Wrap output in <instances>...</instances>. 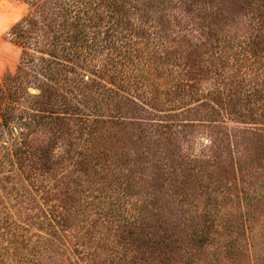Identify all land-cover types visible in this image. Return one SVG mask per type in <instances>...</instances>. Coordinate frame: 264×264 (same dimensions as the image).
Listing matches in <instances>:
<instances>
[{
    "label": "trees",
    "instance_id": "obj_1",
    "mask_svg": "<svg viewBox=\"0 0 264 264\" xmlns=\"http://www.w3.org/2000/svg\"><path fill=\"white\" fill-rule=\"evenodd\" d=\"M25 1L30 6V16L55 11L56 18L51 23L44 20L48 24L41 29L43 39L36 41L37 45L46 41L49 47L46 52L40 51L50 57H42L46 79H55L57 85L60 81L69 83L72 96L62 93L64 89L60 86L45 81L41 82L39 95H29L24 81L29 73L23 65L0 85V127L10 138L12 125L17 124L21 129L10 146L0 145V264H44L43 254L60 246L64 248L61 254H66L68 247L55 241L59 236L56 230L58 227L62 231L72 230L75 213L81 214L86 224L72 233L70 245L76 252L84 253L81 258L84 264H213L212 248L216 246L214 255L225 249L227 257L236 258L241 253L239 242L247 241L248 231H254L251 203L248 201L245 212L225 210L226 214L220 215L223 208L219 196L226 199L225 204L229 203L226 195L232 189L238 190L236 177H231L233 181L230 178L223 181L220 177L211 180L212 177L206 176L210 171L220 174V168L227 171L228 166H233L234 172L235 165L239 177H250L244 161L240 166L229 162L226 153L230 147L221 145H214L212 157L207 160L185 155L171 157L163 140L174 134V125L158 122L164 119L152 111L160 108L151 104V96L144 100L143 111L158 120L144 124L131 122L138 126V143H134L138 152L126 155L118 145L125 126L120 116L122 108L120 101L114 100L123 96L116 88L123 90L129 83L124 72L137 68L139 62H145L147 67L132 79L141 82L137 85L144 88L143 93L153 88L160 90L159 86L165 85L167 89L162 93L182 97L190 86L188 79L194 76L188 67L192 57L197 56L203 67L206 64L224 84L212 98V101L221 100L218 104L221 110L207 103L209 117L227 115L241 121L251 119L257 112L248 104L261 98L260 115H263L264 0H220L214 8L216 12L222 7L218 20L206 27H192L189 32L193 38L181 44L177 41L178 46H169L158 22V26H151L156 30L154 34L147 30L151 43L145 42L144 47L139 46L133 32L122 31L123 21L131 17L122 12L128 0H71V4L61 0ZM226 3L230 5L223 8ZM118 8L126 18L119 17ZM138 19L140 26L134 32L137 35L145 27L143 18ZM56 21L61 22L58 28L52 26ZM24 23L25 18L13 29L19 31ZM104 53L105 58L94 74L107 78L113 88L94 78L85 79L84 71L93 65L96 67L98 57ZM165 61L181 71L176 78L171 73L167 80L159 81L160 76L152 74L149 67L159 74L158 62ZM234 66H244L247 70L237 73L231 69ZM246 74L257 78L258 89L243 95L244 86L250 84ZM237 83L239 90L234 88ZM91 89L104 91L99 104L91 102ZM129 101L139 106L137 100ZM105 107L110 113L104 112ZM86 109H96L97 116L109 115L107 119L95 118ZM239 134L237 147L242 148L248 146L251 138L260 136L255 130H239ZM111 136L116 141L109 140ZM60 140L61 152L56 153ZM161 146L162 150L158 151ZM250 156L253 158V154ZM68 161L79 166L78 171L82 172L85 182L79 191L82 196H75L76 199L68 196L64 206L49 204L60 195L52 192L46 181H54V188L65 196L61 183L74 178L75 172L66 168ZM262 165L264 162L254 170L261 169ZM5 171L13 175L1 176ZM158 181L172 191L171 195L185 210L183 223L164 218L160 200L148 192L150 185L145 182ZM240 190L247 193V187ZM33 193L41 194L37 198ZM4 197L15 201L11 207L16 209L17 219L8 212ZM24 198L28 199L27 204H36L39 212L25 214L28 207L23 204ZM40 200L43 202L39 203ZM87 209L95 214L94 218H90ZM28 226H38L45 235L38 233L29 237ZM83 246H90V250L80 249ZM97 257L103 259L96 261Z\"/></svg>",
    "mask_w": 264,
    "mask_h": 264
},
{
    "label": "rangeland",
    "instance_id": "obj_2",
    "mask_svg": "<svg viewBox=\"0 0 264 264\" xmlns=\"http://www.w3.org/2000/svg\"><path fill=\"white\" fill-rule=\"evenodd\" d=\"M61 1L69 4L72 2L71 0ZM217 4H220V0H128L126 8L122 9V12L131 17L123 21L122 31L126 34H131L133 32L136 40L140 43L139 46L144 47L145 42L151 43L149 36H147V30L152 32L154 28L151 26L153 24L157 25L158 22H161L162 31L160 32L162 33L164 39H167L169 46H178L176 43L177 41L178 44H181L185 40L193 38L192 33L189 32L192 27H206L214 23L213 21L216 22L218 20V11H221L222 7H220L218 11L214 12V8H216ZM50 5L53 6V3H50ZM229 5L230 3H226L223 8ZM29 11L30 6L25 0H0V85L8 76L15 75L19 66L23 65L29 73L27 78L24 77L26 91L29 95L34 96L40 94V86L43 85V83H41L43 81L49 84L57 85L55 79H51V81L46 79L45 73L47 71L44 70V64L42 63V57L49 59L50 57L42 54L40 51L46 52L49 47L46 45V41H42L41 45H37L36 41L37 38L43 39L41 29L46 28V25L48 24L44 20L47 19L48 22L51 23V20L55 19L56 16L55 11L52 13L49 11V13L45 15L36 13L30 16ZM137 11L139 14H137ZM118 12L120 18H126L124 13H122L119 8ZM233 13L238 15V12L235 10H233ZM24 18L26 19V23L22 24V28L19 31L14 30L13 28ZM138 18H143L142 20L145 26H142L143 30L139 33V35L134 34L137 26H140ZM242 18L244 17L242 16ZM60 23V21L53 22L52 26L58 28ZM236 24L239 26V22ZM104 29L105 27L102 25L101 30ZM155 31H153L152 34H154ZM152 42L155 44L154 35L152 37ZM105 55L106 53L98 57V60L95 63L96 67L93 65L91 69L84 71L86 77L85 79L89 80L88 78H94L107 85V87L113 88L114 86L108 82L107 78L101 79L94 74L96 69L101 66ZM139 64L140 65L137 68L124 72L127 74L130 84L128 83L123 90L116 88L123 96L121 98L116 97L114 101H120L119 107L122 108V115L120 116L125 123L124 128H122L123 131L121 132V141L118 142L120 149L123 150L126 155L138 152V149L134 148V143H138V131H136L138 126L137 124L131 122L144 124L147 122L153 123L158 120V118L147 115L143 111L144 106L142 104L148 96H151L152 98L151 104H153V106L156 104L157 108H160V111H156L152 110L150 106H146L148 109L155 111V113H158V115L163 117L161 119L164 120L158 122L170 123L174 125L172 129L174 134L167 140H163L166 146L165 150H167L171 157L176 158L178 155H185L191 158L207 160L212 157L216 147L214 145L230 147V152L226 153L228 161H234V163L239 164V166L241 165V162L244 161V165L248 168L250 177H239L234 165V172L233 166H228L226 168L228 172L220 168V174L210 171L207 173L206 178L209 176L212 177L210 178L211 180H215L217 177H220L224 181L226 180L225 178H230V180H232V176L236 177L235 183L238 190L236 191L232 189L229 194L226 195L229 203L225 204L226 199L219 196V204L220 206L222 205L221 208H223V212H221L220 215L226 214V212H224L225 210L237 211L240 209L241 212H245L248 210L247 207L249 201V203H251V212L255 216V219L251 222L254 227V231L252 233L248 231L247 235L249 239L247 241L242 239L239 242V245L241 246V253L236 256V258L227 257L225 249H222V251L217 253V255H214L218 248L217 246L212 248L213 258L215 259L213 264H264V166L262 165L261 169L254 170L255 167L260 166V162H264V112L263 115H260L262 112V108H260V106L262 107L263 104L262 98L254 103L248 104L249 106L254 107L255 112H257L251 119L241 121L240 119L229 117L227 115H224L223 117L211 118L207 115L206 109H209V107H207V103L214 106L218 110H221L218 105L221 100L215 99V101H212V98L216 96L214 93H216L217 90L223 89L224 84L222 83V78L214 76V74H212V69H208L206 64L205 67H203L202 60H199L197 56L192 57L190 63L191 66L188 67L190 71L194 72L192 73L194 76L188 79L190 86L186 88L187 91L182 97H172L173 94L168 96L162 93L167 89L165 85H160V90L153 88L152 90L148 89L146 94L143 93L144 88L137 85L138 81L132 79V77L138 73L144 72L142 70L147 67L145 62H139ZM68 66L71 67V65ZM158 66L160 67L159 74L155 73L153 67H149V71L154 75L160 76L161 79H159V81L167 80L169 74L171 73H173L176 78L178 76V72L181 71L178 67L174 66L173 63L169 65L168 61H165L164 63L158 62ZM52 67L54 66L52 65ZM231 69L237 73H242L247 70L244 66H234L231 67ZM246 75L250 84H246L244 86V88H246L243 91V95L245 93H255L258 89V86H255V84H257V78L251 74ZM140 83L141 82H138V84ZM131 84L134 86H131ZM57 86L64 89L62 93L67 94L69 97L72 96L70 93L71 86L69 83L64 84L63 81H60ZM234 88H237V90L240 89L238 83L234 85ZM103 93L104 91H102V89H91L89 91L91 102L99 104L101 96L104 95ZM140 95L141 97L139 99L138 96ZM129 100H137L139 102V106L133 105ZM102 106H105V104H102ZM106 107L104 108V112L110 113L106 110ZM86 112L91 115L95 114V118L101 119H107L109 115L106 114L107 116L104 117L97 116L96 109H86ZM168 116H171V118ZM129 124H134V126ZM128 126L130 127L127 128ZM12 127L13 130L11 135L13 137L11 138L9 133L0 127V145L3 144L4 146H10L13 143V138L17 137L21 132L20 126L17 124L12 125ZM113 130L114 129L110 131ZM239 130H255L260 134V136L251 138L252 140L250 142L254 143L250 144V142H248L246 144L248 146L245 148L237 147V142L241 139ZM108 139L116 141L113 136ZM256 140H258V143ZM62 143V140H60L58 147L55 150L56 153L61 152L60 146H62ZM166 143L168 144V149ZM162 148L163 146L157 150L161 151ZM251 154H253V158L250 156ZM66 157H68V155ZM66 168L73 170L75 174L73 175L74 178L72 180L70 179L61 183L65 187V196L64 194H60V189L54 188V181H46V184L49 183L48 186L52 189V192L60 195L59 199L54 198V200L49 204L57 203L59 206H64L66 204L65 199L68 196H71L74 199L82 196L79 191L83 189L85 182L84 178L81 177L82 172L80 173L78 171L79 166H73L72 161H68L66 163ZM55 173H57V171ZM2 175L7 176L13 174L12 172L10 173L9 171H5V173H2L1 176ZM57 176L59 178L62 177L60 174ZM148 176L149 174L143 176V178ZM66 183H68L70 188L67 187ZM145 183L150 185L148 192H153L160 200V204L164 208L163 217L171 219L176 223H183L185 221L184 217L186 212L183 208H181V206H179L177 199L171 195L172 191H170L168 187L163 185L160 181L152 182L151 184H148V182ZM229 184L232 183L229 182ZM246 187L247 193L240 190L241 188ZM38 194L41 193H33L34 196L39 198L40 196ZM197 198L198 200L203 199V197ZM4 199L8 206V212L11 215L13 214L14 218H16L14 214L16 209L11 207L15 201L12 198L7 199L4 197ZM24 199L25 203L23 204L28 207L25 214L34 215L39 212L36 204H27L28 199ZM41 202L43 201L40 200L39 203ZM87 211L91 214L90 218L95 217V214L91 212V209H87ZM25 214H22L23 218H25ZM72 219V226H74L72 230L62 231L59 227L56 230V233L59 236L55 239V241L58 243L61 241L60 244L62 245L65 244L68 247L67 253L64 255L61 254L64 250L62 246H60L58 250H48L42 257V262H44V264H69L67 260L68 258L74 264H84V262L81 261L84 253L76 252L74 247L70 245V240L73 235L72 233H77L78 230H81V228H83V224H86V222L82 215L77 213L72 216ZM19 223L26 225L21 221H19ZM28 227L30 229L28 233L29 237L38 233L45 235L43 231H40L38 226ZM253 233L255 237H253ZM225 241L227 242L228 240L226 239ZM80 249L88 252L90 250V246H83L82 248L80 247ZM96 259V261H101L103 258L97 257ZM217 259H219V261H217Z\"/></svg>",
    "mask_w": 264,
    "mask_h": 264
}]
</instances>
